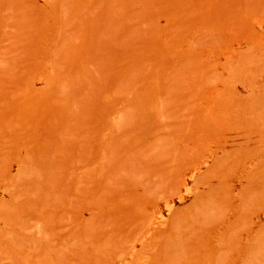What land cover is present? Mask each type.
Wrapping results in <instances>:
<instances>
[{"label":"rangeland","instance_id":"1","mask_svg":"<svg viewBox=\"0 0 264 264\" xmlns=\"http://www.w3.org/2000/svg\"><path fill=\"white\" fill-rule=\"evenodd\" d=\"M0 264H264V0H0Z\"/></svg>","mask_w":264,"mask_h":264}]
</instances>
